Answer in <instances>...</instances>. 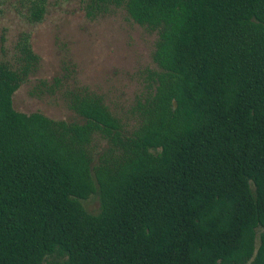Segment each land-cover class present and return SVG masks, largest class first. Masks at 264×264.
Segmentation results:
<instances>
[{"label": "trees", "instance_id": "trees-1", "mask_svg": "<svg viewBox=\"0 0 264 264\" xmlns=\"http://www.w3.org/2000/svg\"><path fill=\"white\" fill-rule=\"evenodd\" d=\"M17 3L43 19L47 0ZM82 9L154 32L153 66L129 126L68 72L39 79L30 94L76 115L54 119L12 106L38 63L30 34L0 47V264H264V0Z\"/></svg>", "mask_w": 264, "mask_h": 264}, {"label": "rangeland", "instance_id": "rangeland-1", "mask_svg": "<svg viewBox=\"0 0 264 264\" xmlns=\"http://www.w3.org/2000/svg\"><path fill=\"white\" fill-rule=\"evenodd\" d=\"M82 4L83 0H47L43 19L31 24L21 16L17 0H1L0 47L6 58L13 54L21 31L30 34L31 48L39 58L35 71L12 93V106L24 113L38 111L54 119H76L58 95L29 93L39 79L68 72L78 83L101 94L129 126L133 123L131 105L142 91L145 70L153 66L150 53L155 33L133 22L121 9L88 19ZM82 205L95 212L97 196H90Z\"/></svg>", "mask_w": 264, "mask_h": 264}]
</instances>
